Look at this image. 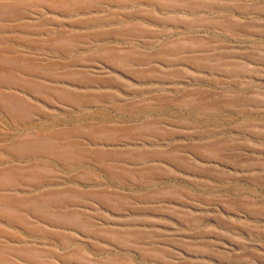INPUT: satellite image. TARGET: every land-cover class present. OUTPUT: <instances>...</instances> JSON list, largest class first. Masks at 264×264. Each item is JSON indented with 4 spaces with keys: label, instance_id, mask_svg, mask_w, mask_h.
<instances>
[{
    "label": "rangeland",
    "instance_id": "rangeland-1",
    "mask_svg": "<svg viewBox=\"0 0 264 264\" xmlns=\"http://www.w3.org/2000/svg\"><path fill=\"white\" fill-rule=\"evenodd\" d=\"M0 264H264V0H0Z\"/></svg>",
    "mask_w": 264,
    "mask_h": 264
}]
</instances>
